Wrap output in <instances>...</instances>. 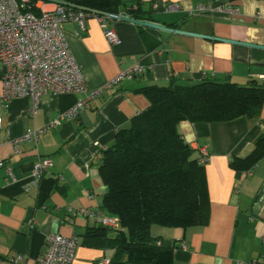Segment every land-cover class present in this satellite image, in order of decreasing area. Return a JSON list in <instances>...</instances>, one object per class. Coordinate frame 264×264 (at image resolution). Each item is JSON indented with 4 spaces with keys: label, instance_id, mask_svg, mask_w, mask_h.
<instances>
[{
    "label": "crops",
    "instance_id": "crops-1",
    "mask_svg": "<svg viewBox=\"0 0 264 264\" xmlns=\"http://www.w3.org/2000/svg\"><path fill=\"white\" fill-rule=\"evenodd\" d=\"M158 3L153 22L198 35L157 30L131 21L106 20L121 39L111 44L101 22L89 16L84 27L67 21L63 28L70 50L86 77L87 86L100 93L78 109L69 111L84 94L44 96L34 108L30 98H13L3 108L0 129V264H39L53 233L79 240L72 264H97L111 259L114 250L83 243L100 215L107 187L100 173L102 150L113 144L119 129L129 127L134 115L146 109L148 99L138 89L172 82L192 85L203 77L244 84L264 80V0H214L232 6L238 14H190L208 0H123ZM169 2L181 10L162 11ZM38 13L54 10L56 3L37 0ZM37 13V12H36ZM136 64L144 71L113 81ZM34 109V111H33ZM56 121L37 142L27 141L16 153L7 139L41 129ZM179 131L200 158L207 147L206 174L210 220L205 226L187 229L155 228V235L176 242L173 264H264V158L257 173L237 174L230 166L234 156H246L264 134V105L256 117L228 122L182 121ZM48 157L51 168L43 178L57 179L55 188L39 201L40 183H33V165ZM247 172H250L247 174ZM251 176L252 179L248 180ZM15 259H18L17 262Z\"/></svg>",
    "mask_w": 264,
    "mask_h": 264
},
{
    "label": "trees",
    "instance_id": "trees-1",
    "mask_svg": "<svg viewBox=\"0 0 264 264\" xmlns=\"http://www.w3.org/2000/svg\"><path fill=\"white\" fill-rule=\"evenodd\" d=\"M64 1L74 5L67 6L69 9L88 15L91 12L76 7L153 20L152 3ZM34 11L39 10L34 7ZM138 91L148 99V107L132 117L129 127L117 131L113 144L102 150L100 158L99 173L107 187L102 205L119 218V226L90 227L83 243L113 249L110 264H173L176 242L155 235L153 226H205L211 214L206 163L195 158L179 124L258 116L264 105V80L252 78L240 84L205 76L192 85L151 84ZM263 158L264 134L248 155L234 156L230 166L240 175L252 171ZM57 187V179L42 178L39 201L44 202Z\"/></svg>",
    "mask_w": 264,
    "mask_h": 264
},
{
    "label": "built area",
    "instance_id": "built-area-1",
    "mask_svg": "<svg viewBox=\"0 0 264 264\" xmlns=\"http://www.w3.org/2000/svg\"><path fill=\"white\" fill-rule=\"evenodd\" d=\"M214 0L199 4L189 13L200 14H238L232 6L215 4ZM37 4L34 0H0V129L2 128V110L8 107L13 98H30L34 108L46 95H61L65 93H83L84 98L78 99L69 115H76L78 109L100 93L87 86L86 77L71 53L63 24L76 21L84 27L87 17L98 19L108 41L119 45L121 39L117 32L106 26V17L69 9L57 4L54 10L34 11ZM178 3L164 4L163 12L170 13L181 10ZM154 10H160L158 3H153ZM144 71V67L136 64L120 74L114 81L132 77ZM264 79V74L261 75ZM34 111V109H33ZM56 121L48 122L41 129H29L24 135L7 139L16 153L20 152L23 142H37ZM200 163H206L209 158L207 147H200ZM3 163L0 162V166ZM52 161L48 157L39 158L33 165V183L39 184L44 174L51 168ZM250 172H247L249 174ZM264 195V186L262 189ZM99 223L109 228L119 226L116 216L98 217ZM80 243L76 236H64L59 233L47 237V251L40 258L39 264H72ZM18 259H15L17 262ZM110 259L98 260L97 264H110Z\"/></svg>",
    "mask_w": 264,
    "mask_h": 264
},
{
    "label": "water",
    "instance_id": "water-1",
    "mask_svg": "<svg viewBox=\"0 0 264 264\" xmlns=\"http://www.w3.org/2000/svg\"><path fill=\"white\" fill-rule=\"evenodd\" d=\"M44 1H49V2L56 3V4H60V5L74 7V5L69 4L68 2H66L64 0H44ZM76 8L82 9L84 11H88V12H91V13H95V14H101V15L107 16V17L112 18V19L131 21V22H134L136 24H140V25H143V26H146V27L157 29V30H165V31H171V32H179V33H185V34H191V35H198V36L211 38V39H219V40L221 39V38H214V37H212L210 35H206V34H203V33H196V32L192 33V32H186V31H182V30H178V29L176 30V29H173V28L165 27V26H163V25H161L159 23H156V22H153V21H149V20H133V19H131V18L127 17V16H123V15L101 13V12H97L95 10H88V9H83V8H80V7H76ZM221 40H223V39H221ZM257 47H264V46H257ZM97 227L103 228V229H108L107 226L102 225V224L97 225Z\"/></svg>",
    "mask_w": 264,
    "mask_h": 264
},
{
    "label": "rangeland",
    "instance_id": "rangeland-1",
    "mask_svg": "<svg viewBox=\"0 0 264 264\" xmlns=\"http://www.w3.org/2000/svg\"><path fill=\"white\" fill-rule=\"evenodd\" d=\"M260 168H261V167H260ZM260 168H259V169H258V168L254 169V171L252 172V174H253V173H255V174H256V173H257V171H258V170H260ZM251 179H252V177H251V176H249V177H248V180H251ZM155 228H161V227H160V226H157V225L153 226V229H152V231H153V232H155V231H156V229H155ZM155 233H156V232H155Z\"/></svg>",
    "mask_w": 264,
    "mask_h": 264
}]
</instances>
